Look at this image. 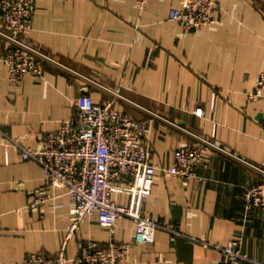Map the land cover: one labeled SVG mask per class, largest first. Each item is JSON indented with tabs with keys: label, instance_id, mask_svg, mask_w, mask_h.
Returning <instances> with one entry per match:
<instances>
[{
	"label": "crops",
	"instance_id": "1",
	"mask_svg": "<svg viewBox=\"0 0 264 264\" xmlns=\"http://www.w3.org/2000/svg\"><path fill=\"white\" fill-rule=\"evenodd\" d=\"M184 2L150 0L140 10L137 0H36L23 40L64 67L46 64L42 80L27 76L18 85L9 80L0 36V264H18L33 252L55 256L63 246L70 198L45 184L38 162L21 160V146L42 147L83 92L103 104L114 99L148 123L145 143L160 169L145 215L184 236L159 229L153 243L138 244L131 218L109 231L92 217L69 243L68 258L93 240L132 243L125 264H227L211 245L240 240L251 258L241 264H264V210L248 209L245 198L260 172L222 152L208 156L203 179L185 181L164 170L176 150L194 144L190 132L264 164V102L248 98L264 72V0H214L216 22L194 32L171 19Z\"/></svg>",
	"mask_w": 264,
	"mask_h": 264
},
{
	"label": "built area",
	"instance_id": "2",
	"mask_svg": "<svg viewBox=\"0 0 264 264\" xmlns=\"http://www.w3.org/2000/svg\"><path fill=\"white\" fill-rule=\"evenodd\" d=\"M36 0H0V36L6 41L2 59L8 67L13 85L27 76L44 78V67L53 64L64 67L45 52L23 40L33 28ZM150 0H137L140 10ZM214 0H185L175 9L171 19L188 32H194L216 22ZM95 83V82H92ZM116 97H120L116 94ZM250 100L264 102V72L249 93ZM198 116L203 108L196 110ZM149 125L115 106V100L99 103L87 92L75 102L70 118L63 121L56 132L45 136L40 148L21 146V160L38 162L44 172V182L52 188L64 189L70 198L71 216L61 250L55 256L44 252L30 253L18 264H125L132 243L109 242L100 245L88 240L80 245V255L68 258L70 242L79 238L82 222L97 217L102 228L112 231L118 220L128 217L135 222V243L151 244L157 230L182 235L175 226L162 224L145 215V204L151 196L159 166L151 162V148L145 143ZM194 144L174 153L173 164L164 169L168 174L185 181L203 179L200 170L208 164L212 152H222L243 161L263 176L245 194L246 207L264 210V164L259 166L237 156L210 139L191 133ZM115 193L127 194V203H119ZM42 198L30 203L39 207ZM192 241L200 242L196 238ZM204 246L210 244L203 242ZM221 251L227 264H241L251 258L242 250V241L234 240L226 246L211 245Z\"/></svg>",
	"mask_w": 264,
	"mask_h": 264
}]
</instances>
